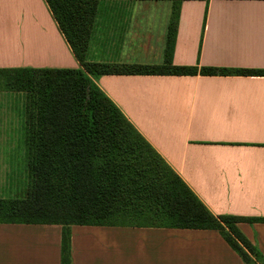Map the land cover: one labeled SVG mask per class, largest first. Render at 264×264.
<instances>
[{
    "label": "crops",
    "instance_id": "obj_1",
    "mask_svg": "<svg viewBox=\"0 0 264 264\" xmlns=\"http://www.w3.org/2000/svg\"><path fill=\"white\" fill-rule=\"evenodd\" d=\"M170 1L99 0L88 63L164 65ZM177 67L264 71V0L183 1ZM78 69L44 0H0V70ZM96 86L264 264V76L104 75ZM11 93V92H10ZM70 264H247L214 230L70 226ZM60 225L0 224V264H61Z\"/></svg>",
    "mask_w": 264,
    "mask_h": 264
},
{
    "label": "trees",
    "instance_id": "obj_2",
    "mask_svg": "<svg viewBox=\"0 0 264 264\" xmlns=\"http://www.w3.org/2000/svg\"><path fill=\"white\" fill-rule=\"evenodd\" d=\"M78 69H3L7 92L32 95L29 197L0 199V224L60 225L61 264H70V226L214 230L243 262L258 258L237 228L260 219L214 216L96 86L104 75L264 76V71L177 67L171 57L179 7L170 1L164 65L88 63L99 0H44Z\"/></svg>",
    "mask_w": 264,
    "mask_h": 264
},
{
    "label": "rangeland",
    "instance_id": "obj_3",
    "mask_svg": "<svg viewBox=\"0 0 264 264\" xmlns=\"http://www.w3.org/2000/svg\"><path fill=\"white\" fill-rule=\"evenodd\" d=\"M0 75V199L29 197L33 184L32 95L7 92Z\"/></svg>",
    "mask_w": 264,
    "mask_h": 264
}]
</instances>
